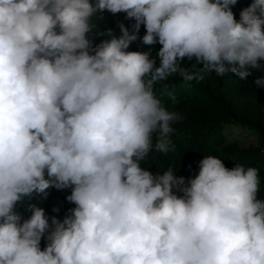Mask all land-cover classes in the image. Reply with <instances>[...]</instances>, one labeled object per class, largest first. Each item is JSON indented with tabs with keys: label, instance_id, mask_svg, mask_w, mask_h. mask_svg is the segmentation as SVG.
<instances>
[{
	"label": "clouds",
	"instance_id": "9594fccd",
	"mask_svg": "<svg viewBox=\"0 0 264 264\" xmlns=\"http://www.w3.org/2000/svg\"><path fill=\"white\" fill-rule=\"evenodd\" d=\"M0 0V264H264L259 170L207 156L185 186L141 167L181 117L154 86L264 70V0ZM134 19L93 47V19ZM144 25L151 51H127ZM159 61V66L157 65ZM264 87V78L255 81ZM66 192L62 222L25 198ZM175 190V191H174ZM183 193L178 196L175 192ZM47 246L41 250L42 237Z\"/></svg>",
	"mask_w": 264,
	"mask_h": 264
},
{
	"label": "trees",
	"instance_id": "16d2710c",
	"mask_svg": "<svg viewBox=\"0 0 264 264\" xmlns=\"http://www.w3.org/2000/svg\"><path fill=\"white\" fill-rule=\"evenodd\" d=\"M90 2L95 3V0ZM251 3L252 0H238L232 6L237 21L240 12ZM99 15H102V19L95 17L92 21L99 27L98 30L89 34L93 47L108 39L100 35L101 32L111 30L116 37L122 35L119 25L127 28L130 34L133 33L135 20L127 19L126 13L113 15L105 11ZM145 34L146 29L141 25L136 33L138 39L130 44L127 51H151L152 58H156L162 46L159 43L144 45L142 38ZM180 63L182 67L204 78L199 83H185L181 77L173 75L154 86L164 107L178 113L181 119L172 125L174 132L170 134V139L173 150L167 154L151 152L141 162V167L150 173L160 171L161 175L171 168L176 178L183 177L185 186H188V181L199 174L200 161L211 155L221 159L229 170L236 164L257 168L260 177L258 198L264 199V87L255 85L257 79L264 78V70L249 69L251 75L246 80H240L234 73L224 77H217L215 73L204 74L201 65H194L195 59L188 61L185 58ZM156 66H159L158 60ZM236 131L241 133L236 134ZM243 140L246 142L241 143ZM71 190L49 188L46 199L39 197V201L25 198L22 204L17 205L16 211L23 220H27L31 216L28 206L35 204L44 209L50 226L53 217L62 222L76 207L66 199V192ZM175 194L183 195L178 191ZM46 237L47 234L41 239V250L47 246Z\"/></svg>",
	"mask_w": 264,
	"mask_h": 264
},
{
	"label": "rangeland",
	"instance_id": "374dc122",
	"mask_svg": "<svg viewBox=\"0 0 264 264\" xmlns=\"http://www.w3.org/2000/svg\"><path fill=\"white\" fill-rule=\"evenodd\" d=\"M235 133H236V134H240L241 132H239V131H236ZM243 142L245 143V142H246V140H243L241 143H243Z\"/></svg>",
	"mask_w": 264,
	"mask_h": 264
}]
</instances>
